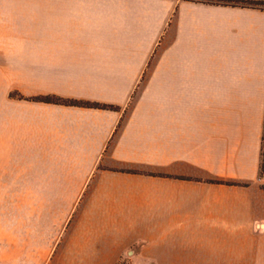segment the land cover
Returning <instances> with one entry per match:
<instances>
[{"label":"crops","instance_id":"crops-1","mask_svg":"<svg viewBox=\"0 0 264 264\" xmlns=\"http://www.w3.org/2000/svg\"><path fill=\"white\" fill-rule=\"evenodd\" d=\"M263 149L264 8L0 0V264L258 262Z\"/></svg>","mask_w":264,"mask_h":264},{"label":"trees","instance_id":"trees-1","mask_svg":"<svg viewBox=\"0 0 264 264\" xmlns=\"http://www.w3.org/2000/svg\"><path fill=\"white\" fill-rule=\"evenodd\" d=\"M195 2H204L215 5H226V6H235V7H262L264 8V2H253L247 0H192ZM13 98H17L20 100H29L34 102H42V103H52L64 106H72V107H83V108H93V109H103V110H119V107L112 105H105L97 102L91 101H80L74 99H66L59 96L49 95V96H38L32 98H26L19 93H11ZM263 157H264V149H263ZM264 170V162L261 164V172ZM221 182V181H215ZM227 184H238V183H230Z\"/></svg>","mask_w":264,"mask_h":264},{"label":"rangeland","instance_id":"rangeland-1","mask_svg":"<svg viewBox=\"0 0 264 264\" xmlns=\"http://www.w3.org/2000/svg\"><path fill=\"white\" fill-rule=\"evenodd\" d=\"M135 250L132 249L129 254H125L122 257V260L117 263H110V264H189L182 261H168L166 258H168L166 255L161 254L158 255L159 259L161 260H151L148 256H145L144 254L138 255L134 254ZM145 253V252H142ZM264 255H258L255 256V259L258 260V262H249V263H242V264H264L262 261ZM190 264H197V263H190Z\"/></svg>","mask_w":264,"mask_h":264}]
</instances>
